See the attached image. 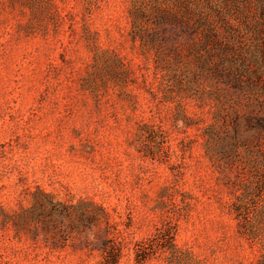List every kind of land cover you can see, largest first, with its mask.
<instances>
[{
	"label": "rangeland",
	"instance_id": "1",
	"mask_svg": "<svg viewBox=\"0 0 264 264\" xmlns=\"http://www.w3.org/2000/svg\"><path fill=\"white\" fill-rule=\"evenodd\" d=\"M212 2L264 42V0ZM130 8L0 0V264H100L107 240L120 245L118 264H135V245L168 225L174 248L154 242L143 264H264V157L251 162L252 185L250 172L235 179L249 207L237 216L196 127L175 121L180 110L200 128L211 115L162 98L152 54L131 41ZM37 189L53 203L101 205L108 225L99 217L82 228L66 221L56 236L17 233L7 218Z\"/></svg>",
	"mask_w": 264,
	"mask_h": 264
},
{
	"label": "trees",
	"instance_id": "2",
	"mask_svg": "<svg viewBox=\"0 0 264 264\" xmlns=\"http://www.w3.org/2000/svg\"><path fill=\"white\" fill-rule=\"evenodd\" d=\"M130 0V36L141 55L153 56V75L160 79L163 99L178 109L192 103L211 115L204 127L178 110L176 122L196 127L205 156L220 180L233 192L232 209L247 216L249 207L243 194L237 196L240 174L247 175V186L256 176L251 162L264 157V42L255 38L249 26L240 29L212 0ZM259 36V34H257ZM206 109V110H205ZM142 129L153 133L146 124ZM162 132L158 128V134ZM248 166V168H247ZM241 169L240 171H237ZM241 172V173H240ZM235 173L234 179L232 174ZM259 189L263 177L258 176ZM29 208H21L7 218L14 230L30 233L33 239L56 236L66 231V221L80 222V228L95 224L99 217L108 225V213L101 205L80 201L76 205L52 202L50 195L37 189ZM87 207L92 210H87ZM174 228L168 225L152 239L135 245V264H143L153 254L154 242L160 248H174ZM49 235V236H50ZM100 264H118L119 243L107 240L101 246Z\"/></svg>",
	"mask_w": 264,
	"mask_h": 264
}]
</instances>
